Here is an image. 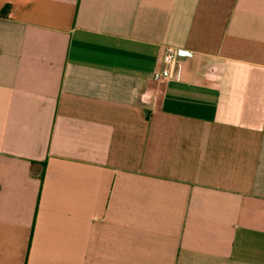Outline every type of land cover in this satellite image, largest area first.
<instances>
[{"label": "crops", "instance_id": "0c3cea01", "mask_svg": "<svg viewBox=\"0 0 264 264\" xmlns=\"http://www.w3.org/2000/svg\"><path fill=\"white\" fill-rule=\"evenodd\" d=\"M0 264H264V0H0Z\"/></svg>", "mask_w": 264, "mask_h": 264}, {"label": "built area", "instance_id": "2783aa9c", "mask_svg": "<svg viewBox=\"0 0 264 264\" xmlns=\"http://www.w3.org/2000/svg\"><path fill=\"white\" fill-rule=\"evenodd\" d=\"M185 57L186 55L181 51L173 47H167L162 56L161 67L154 72L153 80L156 82L169 80L181 82L183 79V59Z\"/></svg>", "mask_w": 264, "mask_h": 264}]
</instances>
